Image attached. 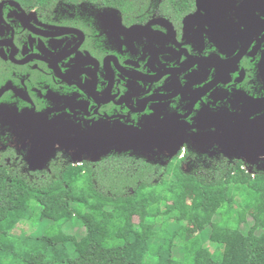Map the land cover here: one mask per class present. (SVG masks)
I'll return each instance as SVG.
<instances>
[{
	"label": "flooded vegetation",
	"instance_id": "obj_1",
	"mask_svg": "<svg viewBox=\"0 0 264 264\" xmlns=\"http://www.w3.org/2000/svg\"><path fill=\"white\" fill-rule=\"evenodd\" d=\"M164 1L125 17L99 3L0 0V166L28 179L139 135L180 142L152 164L188 152L186 166L227 159V133L237 148L257 141L264 0H194L187 12Z\"/></svg>",
	"mask_w": 264,
	"mask_h": 264
},
{
	"label": "trees",
	"instance_id": "obj_2",
	"mask_svg": "<svg viewBox=\"0 0 264 264\" xmlns=\"http://www.w3.org/2000/svg\"><path fill=\"white\" fill-rule=\"evenodd\" d=\"M20 1L53 7L60 0ZM64 1L115 7L125 17L143 13L151 2ZM193 3L165 0L163 4L187 12ZM188 155L158 165L114 151L83 166L53 161L38 167L42 171L28 179L0 166V222L14 211L26 213L18 225L24 220L50 221L41 236H33L47 242L44 251L27 256L3 252L0 264H171L175 246L182 247L183 264H246L250 249L254 264H264V171L249 172L242 160L229 163L223 157L187 169L181 161ZM75 188L85 190V201L71 197ZM257 206L261 208L253 224L260 233H246L243 225ZM182 213L187 217L181 218ZM148 223L156 229L144 231L142 226ZM191 224L197 232L188 237ZM214 224L221 232H236L237 238L206 244L203 231ZM80 228L85 229L82 236L77 232ZM67 232L66 257L58 262L52 250ZM134 232L141 235L135 241Z\"/></svg>",
	"mask_w": 264,
	"mask_h": 264
},
{
	"label": "rangeland",
	"instance_id": "obj_3",
	"mask_svg": "<svg viewBox=\"0 0 264 264\" xmlns=\"http://www.w3.org/2000/svg\"><path fill=\"white\" fill-rule=\"evenodd\" d=\"M141 136H143V135H139L138 137L133 138V140L131 141L132 142L131 148L133 150H128L129 152H131L129 155L136 158V159L146 158V159H150V161H154L156 159L158 161V159H160V157L163 158V155H160V152H163V151L169 153V156H168L169 158L172 155L174 156V155L178 154L177 153L178 152L177 147L179 146L180 142H178V143L175 141L170 142V139L163 138V139L157 140V142H155V143H152L153 140H152L151 135H149V137L145 138V140L148 138V140H147L148 142L143 141V140H141L139 142L136 141V140H139L141 138ZM226 136L229 139L234 138V140H233V142H231V141L224 142L223 141L219 150L227 158L229 163H233L235 160L240 159L243 161L244 166L247 170L253 169L252 170L253 173H254V171L255 172L264 171V144L262 142V139L259 138V140H257V141L255 140L252 143L251 147H246V148L242 147L241 148V146H240V148H237L236 141H237L238 134L231 132V133H227ZM118 143L124 145L125 143H128V139L123 138V140L120 139V140L115 142V144H118ZM153 144H156L157 146H155ZM147 145H150L149 149H146ZM158 147H159V149H158ZM182 151H183V149H182ZM85 155L86 154H84V156L83 155L80 156V157H82V158H80L82 160H79L76 157H74L72 163L77 164V165H81L82 164L81 161H86ZM91 156L92 155L90 154V158H91ZM207 161H208L207 158H203V159L193 158V161L186 164V168L188 169V167H189V169H190V168L195 167L198 164L210 165L211 163H209ZM184 178L185 177H183L182 179H184ZM171 187H173V186H171ZM192 196H193V193L191 190H189V192H188V200L189 201L192 199ZM71 197L85 201L87 199V194L83 188H75L71 192ZM260 208L261 207L257 206L251 210L252 213L250 212L249 221L243 225V229L246 233H250V234H254V233L259 234L260 233V230L257 229L253 224V219H254L255 215L257 214V212ZM262 209H264V206L262 207ZM133 212L135 213L136 211L133 210ZM25 215H26V213L23 211L22 212L21 211L20 212L14 211V212H11L8 215H6L3 218V220L0 222V253L4 252V253H11L12 255H15V256H27L32 252L44 251L47 248V242L34 240L33 236H35V237L41 236L44 233V230L46 229V227L49 225L50 221L45 220L39 224H34L33 220H31V221L24 220L22 223H20L18 225L17 223ZM180 217L186 218L187 215L185 213H182ZM67 229L70 232L71 226L68 225ZM142 229L146 232H150L152 230H155L156 228L153 226L152 223H148V224L143 225ZM6 230L8 232H5ZM9 230H11V231H9ZM77 232L80 236H82V235H84L85 229L80 228V229H78ZM196 232H197V228L195 227V225L194 224L189 225L188 234H187L188 237L194 235V233H196ZM203 235H204L203 239H204V242L206 244H210V243L214 242L215 240L220 241L219 239L229 238L228 241H230V240L233 241L234 238H237L236 232H229V231L227 232L224 230H223V232H221V229H219L217 227V224L211 225L208 228H206L203 231ZM140 236H141L140 232H134L131 235V238L133 241H135ZM69 237L70 236H69L68 232L66 234H63L61 236L60 245H58L56 248H54L52 250L54 257L56 258V260L58 262H62L66 257L64 246L67 243V241L69 240ZM169 241H170V239L166 240L167 243H171ZM252 252H253V249H250V251L248 253V260H247L246 264H254V261L252 258ZM182 255H183L182 247L175 246L174 247V257L171 260V264H183V262H182L183 260H181Z\"/></svg>",
	"mask_w": 264,
	"mask_h": 264
},
{
	"label": "water",
	"instance_id": "obj_4",
	"mask_svg": "<svg viewBox=\"0 0 264 264\" xmlns=\"http://www.w3.org/2000/svg\"><path fill=\"white\" fill-rule=\"evenodd\" d=\"M198 2H202V0H197ZM244 1H248V2H250V1H255V3H256V0H244ZM258 1V0H257ZM262 125V124H261ZM239 135V134H238ZM248 134H246V136H247ZM240 136L242 137V135L240 134ZM245 136V135H244ZM256 136H258V139L257 140H259V138L260 139H262V142H263V144H264V131H259L258 133H256ZM262 136V137H261ZM259 142V141H258ZM250 144L252 145V142H250ZM132 147V145L131 144H129V143H125L124 145H122V144H116L115 146H114V148H121V149H118V151L119 152H122V151H128L129 150V148H131ZM244 148H246V147H244ZM111 150H114L113 148H110L109 150H98V151H95V150H91V152L93 153V155H96L95 157H92V160L93 161H95V160H98V159H100L101 158V156L102 155H105L106 153H109ZM90 151V150H89ZM178 153V152H177ZM79 160H82V159H80V158H78ZM78 161V160H77ZM250 172H253L252 170H249Z\"/></svg>",
	"mask_w": 264,
	"mask_h": 264
},
{
	"label": "built area",
	"instance_id": "obj_5",
	"mask_svg": "<svg viewBox=\"0 0 264 264\" xmlns=\"http://www.w3.org/2000/svg\"><path fill=\"white\" fill-rule=\"evenodd\" d=\"M77 164H75V166H76ZM249 171V170H248ZM250 172V171H249ZM253 174V173H252Z\"/></svg>",
	"mask_w": 264,
	"mask_h": 264
}]
</instances>
